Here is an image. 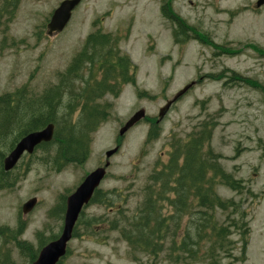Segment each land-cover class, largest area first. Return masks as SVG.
<instances>
[{"label": "rangeland", "instance_id": "1", "mask_svg": "<svg viewBox=\"0 0 264 264\" xmlns=\"http://www.w3.org/2000/svg\"><path fill=\"white\" fill-rule=\"evenodd\" d=\"M63 1L0 0V97L25 89L37 100L59 86L62 74L97 29L113 36L121 53L135 65L136 85L125 86L116 99L107 95L100 101L112 108L92 134L84 164L57 172L52 150L40 149L24 156L10 172L6 180L11 186L0 187V264H32L16 243L28 244L37 255L52 237L60 236L63 214L51 211L65 203L89 173L103 166L105 153L119 140V150L109 159L99 187L110 202L89 204L83 210L61 264H264V5L253 10L258 0H83L65 30L47 37L45 27ZM167 4L206 40L174 45L172 25L161 15ZM84 70L80 74L86 79L89 74ZM191 82L196 84L159 122L157 139L146 143L150 124L145 121L119 139L118 131L137 111L143 109L149 120H157L165 103ZM79 85L75 81L70 89L76 91ZM69 97L65 93L55 110L58 126L76 118L77 107L69 111ZM38 107L33 102L23 117L40 113ZM205 121L212 126L206 147L217 157L221 171L243 187L234 192L214 183L216 195L236 205L210 212L215 225L226 230L229 253L212 252L213 259L202 256L209 249L204 241L197 259L184 254L173 257L168 250L171 236L154 254L133 252L122 232L138 218L150 175L168 160L169 143L184 140ZM16 133L0 145L4 156ZM33 198L35 208L23 216L22 206ZM193 213L177 222L176 241L185 230L191 241L196 238ZM242 215L249 229L244 255L239 231L233 227Z\"/></svg>", "mask_w": 264, "mask_h": 264}, {"label": "trees", "instance_id": "2", "mask_svg": "<svg viewBox=\"0 0 264 264\" xmlns=\"http://www.w3.org/2000/svg\"><path fill=\"white\" fill-rule=\"evenodd\" d=\"M161 15L172 25L171 35L174 45L182 47L190 39L206 40L205 36L201 37L193 27L180 20L172 12L170 4L161 8ZM81 68L88 72V78L84 79L80 74ZM62 76L64 77L59 86L46 91L37 100L27 95L25 89L0 97V145L6 137L11 136L12 132H17L9 143L8 151H10L24 135L38 131L49 123L55 126L57 122L54 117L55 110L62 104L61 99L65 93L70 96L69 111L74 112L73 106L77 107L75 120L66 122L63 120L59 126L57 122L53 140L37 148L52 150V163L57 172L68 165H82L86 162L90 154L91 136L101 124L106 122L112 108V105L101 104L100 101L107 95L116 99L124 86H134L136 67L126 55L121 53L118 42L113 36L102 34L100 29H97L86 38L82 50ZM75 81L80 85L75 88L76 91H72L70 88ZM33 102L39 106L40 113L23 117L24 110L26 111ZM42 109L46 112H41ZM148 122L150 128L146 143L157 139L160 135V128L155 120ZM211 131V124L205 121L197 131L188 134L184 140L177 141L172 146L169 143L171 151L168 153V160L150 175L138 218L129 223V231L122 232L123 240L133 252L154 254L161 248L162 241L167 236H171L168 250L173 257H183L179 254H184L189 259H197L200 256L197 250L203 247L199 246L204 241L209 243V249L201 254L202 256L213 259L212 252L229 253L225 248L228 239L226 230L215 225L210 212L226 211L229 208H236V205L233 201L221 200L215 193L214 183L218 181L234 192L243 187L230 175L221 171L217 157L206 147L210 141ZM3 158L4 153L0 152L1 188L11 186L6 180L10 173L2 169ZM109 202L108 197L101 191H96L90 204H109ZM64 207L63 201L59 208L53 209L50 214L56 212L63 214ZM169 208L171 211L165 213V209ZM191 211L196 217L194 222L196 240L191 241L188 230H185L180 241H176L173 236L177 235V222L190 215ZM82 215L81 213L76 223L73 237H76V227L80 224ZM243 219L242 215L239 222L233 221V227L239 231L242 255L245 254L249 235V229ZM201 235L205 237H200ZM53 239L54 237L51 238ZM42 243L41 241L40 244ZM16 246L30 262L36 259V251L28 244L17 242ZM61 263L60 261L58 264Z\"/></svg>", "mask_w": 264, "mask_h": 264}, {"label": "water", "instance_id": "3", "mask_svg": "<svg viewBox=\"0 0 264 264\" xmlns=\"http://www.w3.org/2000/svg\"><path fill=\"white\" fill-rule=\"evenodd\" d=\"M82 2V0H64L53 11L48 24L46 25L47 36L52 37L60 34L68 25L72 12ZM264 5V0H258L255 9ZM191 82L181 91L167 101L159 110L158 119L161 120L169 108L183 97L193 86ZM146 118L145 111L140 109L123 125L119 130L118 136L123 137L134 125ZM54 136V125L48 124L43 129L28 133L22 137L9 154L3 159V170L11 171L24 154L31 155L36 147L43 143H49ZM119 147H115L105 153V162L102 167L89 173L79 186L71 193L65 201V212L63 217V227L60 236L45 245L32 264H57L66 255L67 244L72 239L75 224L84 207H86L96 189L99 188L101 181L106 175V170L110 165L109 159L118 152ZM37 200L30 199L22 206V214L30 213L35 207Z\"/></svg>", "mask_w": 264, "mask_h": 264}, {"label": "flooded vegetation", "instance_id": "4", "mask_svg": "<svg viewBox=\"0 0 264 264\" xmlns=\"http://www.w3.org/2000/svg\"><path fill=\"white\" fill-rule=\"evenodd\" d=\"M140 122H143V120H142V121H140ZM140 122H139V123H140ZM139 123H138V124H139ZM121 141H122V140H121ZM121 141H120V140L118 141V144H117V146H120L119 144L121 143ZM5 230H7V229H5ZM18 231H19V229H18V230H16V232H17V233H18Z\"/></svg>", "mask_w": 264, "mask_h": 264}]
</instances>
